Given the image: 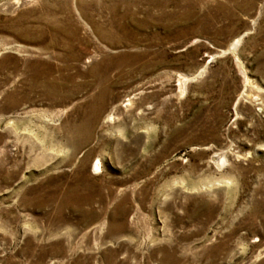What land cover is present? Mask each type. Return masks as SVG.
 I'll use <instances>...</instances> for the list:
<instances>
[{"label":"rangeland","instance_id":"1","mask_svg":"<svg viewBox=\"0 0 264 264\" xmlns=\"http://www.w3.org/2000/svg\"><path fill=\"white\" fill-rule=\"evenodd\" d=\"M114 250L264 264V0H0V264Z\"/></svg>","mask_w":264,"mask_h":264},{"label":"bare ground","instance_id":"2","mask_svg":"<svg viewBox=\"0 0 264 264\" xmlns=\"http://www.w3.org/2000/svg\"><path fill=\"white\" fill-rule=\"evenodd\" d=\"M135 1H141V0H135ZM146 3H148L149 5H157L158 7H162L164 5V0H144ZM166 2V1H165ZM144 10V9H143ZM148 9L145 8V11H147ZM122 15V14H121ZM115 18H117L115 16ZM120 18V16H119ZM89 21H93V20H89ZM119 21V20H118ZM117 21V22H118ZM114 22H116L114 20ZM117 25L119 23H116ZM101 33V32H100ZM47 74V73H46ZM35 80V79H34ZM35 84V83H34ZM41 86L45 87V89H47L48 91H52V90H55L59 84L57 83V80H54V79H47V80H44L43 82L40 83ZM58 84V85H57ZM33 86V85H32ZM40 86V87H41ZM44 96V95H43ZM94 108V107H93ZM76 188V187H75ZM76 191V190H75ZM83 192V191H82ZM103 192V191H102ZM71 193V192H69ZM79 194V193H78ZM66 196V195H65ZM81 197V196H80ZM80 197H77L76 201L80 198ZM84 197V196H83ZM62 201V200H61ZM65 202V201H64ZM63 205V204H62ZM120 221V220H119ZM119 223V222H118ZM121 224V223H120ZM111 228V226H110ZM123 228V225H119L117 227H115V230L114 231H117V230H121ZM108 230V229H107ZM113 230V228H112ZM126 230V229H125ZM108 236V235H107ZM112 236V235H111ZM115 236V235H114ZM70 244V243H69ZM126 244V243H125ZM162 245V244H161ZM121 246V245H120ZM124 247V246H123ZM164 248V247H163ZM169 248V247H168ZM60 250V249H59ZM159 251V250H158ZM162 251V250H161ZM163 252V251H162ZM117 251L114 250L112 251V253H108L109 256L106 255V253H103L105 255V259H104V262L106 264H114L115 261L113 260L112 258V255H116ZM107 256V257H106ZM168 259V258H167ZM121 260V259H120ZM125 260V259H124ZM118 263V262H117ZM164 263V262H163ZM168 263V261H167ZM100 264H104L103 262H100ZM170 264V263H169Z\"/></svg>","mask_w":264,"mask_h":264}]
</instances>
